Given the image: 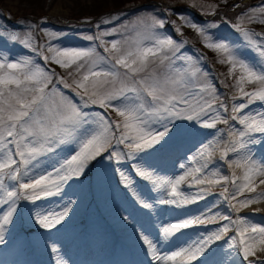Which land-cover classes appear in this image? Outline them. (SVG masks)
<instances>
[{"label": "snow or ice", "instance_id": "1", "mask_svg": "<svg viewBox=\"0 0 264 264\" xmlns=\"http://www.w3.org/2000/svg\"><path fill=\"white\" fill-rule=\"evenodd\" d=\"M180 19L228 65L231 84L200 66L202 54H183V43L154 15L127 23L119 22L122 15L101 17L95 32L78 35L85 42L78 46L44 28L46 40L37 43L31 23L23 32L0 26V246L7 247L6 234L24 207L39 229L58 230L76 202L55 200L103 160L157 220V235L135 229L145 264H264V218L241 215L264 201V190L257 191L264 155L256 150L264 148V32L245 26L264 24V0L230 23L235 41L210 32L216 24ZM217 83L234 94L221 93ZM192 129L203 142L174 165L179 174H169L155 154ZM225 162L231 175L223 174ZM219 185L222 191L213 192ZM202 201L203 208L192 207ZM46 243L54 264H68L57 241Z\"/></svg>", "mask_w": 264, "mask_h": 264}, {"label": "rangeland", "instance_id": "2", "mask_svg": "<svg viewBox=\"0 0 264 264\" xmlns=\"http://www.w3.org/2000/svg\"><path fill=\"white\" fill-rule=\"evenodd\" d=\"M252 1L0 0V26H2L4 29H13L23 32L25 31L26 25L31 23L37 25V29L35 31L37 43H42L46 40L44 32L40 31L41 28H44L66 33L68 38L65 39L63 43L66 46H78L85 43L84 41H81L77 38L78 35L95 32V25L99 22L101 17L107 18L112 14L122 15L123 21L119 22L127 23L129 21L135 20L137 17H148L150 15H154L167 22L164 31H166L177 41L183 43V54L197 57L201 54L203 55L204 59L201 61L200 66L208 73L209 71L213 72L214 76L217 72L212 71L213 68H215L217 65V69H220V65L223 64H220L217 61L215 66H210V63L207 59V57L210 55L205 56V53L214 51L206 48L199 34L195 32L194 29L185 25L180 17H188L194 23L199 25H204L207 23L216 24L217 27L210 29V32L216 34L219 37H228L235 41L238 40V34L230 27V23H235L236 18L246 8L255 7L262 3V0ZM235 5H239V7H235ZM156 6H160L161 8H157ZM211 6H215L214 14L213 8ZM226 6L227 8L225 15L221 13L220 9H225ZM147 7H151V10H141ZM187 7L193 9V11L197 13L187 10ZM169 8H171L172 11H168ZM197 14L200 16L199 18L202 19L208 16V18L205 20L217 15L216 17L219 19V21L215 19L209 21H198L196 19ZM86 19L90 20L91 22H85ZM253 24V26L252 24H245V26L255 30L256 32H264V24ZM74 25H76V27ZM177 27L181 29L180 32L175 30ZM223 30H227V33H221ZM14 51H20V49L16 48ZM100 51H102V49ZM214 55L217 57L215 52ZM246 55L255 59L253 54L250 52L246 53ZM49 66L55 68L57 73H59L61 76H66L65 71L58 66L53 64H50ZM219 72L224 76L225 73H223L222 70ZM215 79L216 81H223L221 76L220 79L218 78V75ZM69 83H71V80H69ZM217 86L224 88L223 93L225 95L234 94V92L225 93V87H223L222 83H217ZM251 87L254 86H249V89ZM65 92L68 95H73L70 90H65ZM111 116L113 119L116 118L115 113H111ZM217 127L225 128L226 126L223 124H218ZM208 131L211 132L213 130ZM195 141L197 142L190 147L191 143ZM202 142L203 140L200 133L195 129L187 130L179 136L174 135L173 138L169 140L168 144L163 147V152L161 151V153L167 156L166 158L168 159H165V161L161 162L159 166L169 174H179L178 170L174 168V165H178L180 163V159L186 156L190 151H195L196 147H199L200 143ZM185 146H189L190 148L187 149L188 152L186 154L181 156L180 152L178 151L179 147ZM256 150L260 155H264V148L257 147ZM73 151L74 149H69L67 154L70 155ZM215 156L217 159L219 158V150L216 151ZM228 159L231 160L232 156L230 155ZM96 163L99 164L96 165ZM96 163L92 164L88 174L84 176L83 179L79 181H73L68 184L62 199L55 200L56 204H64L68 201L76 202L72 207L69 217L66 218V220L62 223V226H58V229L64 226L71 227L73 224L85 220L84 222H88V225L85 228L83 234L78 232L74 236L68 235L61 237V235L55 234L56 230L49 232L39 229L29 220V215L28 217L24 216L26 218H19V220H16L15 225L11 228V231L13 230L14 232V229L17 226H24L25 228L29 229L28 231L31 230L30 235L26 240L27 245H23L22 242L19 244L15 243L12 248H9L8 244L7 247L0 246V261H6L7 264H54V254L50 251L48 244L46 243V241L51 238L52 240L58 242L61 253H63L62 256L67 262H69L68 264H82V262L88 256H99L100 254L97 255L99 252H101V256L104 255L102 258H105V255H110L108 260L111 261L109 264L116 262L118 264H145V261L143 260L137 259L134 261L131 258L138 253L143 255L145 253L135 229L143 226L144 229L151 232L153 235H157V220L154 215L149 214L147 210H142L140 206L134 202L127 190L120 183V178L118 174L115 173L114 169L110 167H104L107 161L102 160ZM231 173L232 169H230L228 164L225 162L223 164V174L231 175ZM114 174L117 177V182ZM236 174L237 176L241 175L239 169H236ZM141 187H143V182H141ZM258 187L259 189L257 191L264 190V185H260ZM222 189L223 185H219L214 186L212 190L213 192L218 193L222 191ZM127 203L133 204L134 208H129ZM192 207L194 209L197 207L203 208L204 202L202 201L200 205H193ZM254 207L257 210H260L259 205ZM23 210L29 214L26 207L21 208V211ZM84 215L87 216V219L84 217ZM125 215L129 217L128 221L123 220V216ZM164 215L167 214L165 213ZM241 215L244 214L241 212ZM256 219L260 220L262 218H260L259 215H256ZM68 224L71 226H68ZM74 227H76V225H73V228ZM213 227H215V225H210L208 230H211ZM35 230H37V233H35ZM11 231L6 234V239L9 237ZM198 231H204V228L201 226L199 229L187 230L189 234ZM83 239H85V243L81 244V240ZM15 240H17V238H15ZM118 243V248L121 250L120 253L123 254L119 256L116 255L115 251L112 250V246ZM31 244H35V249L29 248L28 245ZM258 255L262 254L258 253Z\"/></svg>", "mask_w": 264, "mask_h": 264}, {"label": "trees", "instance_id": "3", "mask_svg": "<svg viewBox=\"0 0 264 264\" xmlns=\"http://www.w3.org/2000/svg\"><path fill=\"white\" fill-rule=\"evenodd\" d=\"M226 8H227V6L225 7V9H220L221 10V13L222 14H225L226 15ZM198 18V17H197ZM199 19V18H198ZM214 19H216L217 20V17H214ZM212 58H213V60H217V57H216V55H213L212 56ZM221 66V68L220 69H217L218 70V73L216 74V75H214L213 76V73H210V75L213 77V78H217V75H218V78L220 79V76L222 77V79H223V81H226L227 83H229V84H231V80H228L227 79V68H228V65H226V64H223V65H220ZM222 70V72L223 73H225L224 74V76L219 72V71H221ZM216 80V79H215ZM217 88L219 89V91L221 92V93H223V90H224V88H222V87H219V86H217ZM233 90L231 89V88H225V93H229V92H232ZM163 150V148L157 153V154H155V163L157 162V164H159V162H160V160H161V151Z\"/></svg>", "mask_w": 264, "mask_h": 264}, {"label": "bare ground", "instance_id": "4", "mask_svg": "<svg viewBox=\"0 0 264 264\" xmlns=\"http://www.w3.org/2000/svg\"><path fill=\"white\" fill-rule=\"evenodd\" d=\"M60 15V14H59ZM260 218H264V217H262V216H259ZM128 248V247H127ZM106 250V249H105ZM110 252V251H109ZM112 252V251H111ZM63 254V253H62ZM135 255V254H134ZM67 258V257H66ZM65 259V258H64ZM69 260H71V259H69ZM111 261V260H110ZM69 263V262H68Z\"/></svg>", "mask_w": 264, "mask_h": 264}]
</instances>
